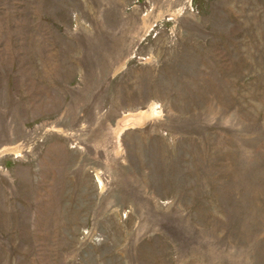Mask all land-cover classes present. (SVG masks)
I'll use <instances>...</instances> for the list:
<instances>
[{"label": "rangeland", "instance_id": "obj_1", "mask_svg": "<svg viewBox=\"0 0 264 264\" xmlns=\"http://www.w3.org/2000/svg\"><path fill=\"white\" fill-rule=\"evenodd\" d=\"M0 264H264V0H0Z\"/></svg>", "mask_w": 264, "mask_h": 264}]
</instances>
